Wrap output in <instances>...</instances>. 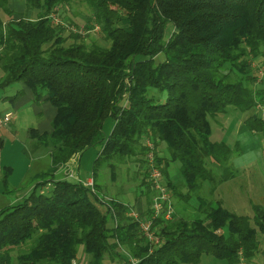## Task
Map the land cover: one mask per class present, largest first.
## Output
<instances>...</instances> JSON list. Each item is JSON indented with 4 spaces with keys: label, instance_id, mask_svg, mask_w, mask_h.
<instances>
[{
    "label": "trees",
    "instance_id": "obj_1",
    "mask_svg": "<svg viewBox=\"0 0 264 264\" xmlns=\"http://www.w3.org/2000/svg\"><path fill=\"white\" fill-rule=\"evenodd\" d=\"M73 1L25 0L15 17L10 0H0V87L20 81L34 102L56 109L51 131L29 130L34 148L49 153V170L0 207V264L14 257L17 264H198L204 254L250 264L264 239V183L254 188L259 201L248 193L250 214L225 205L221 193L237 189L238 171L232 147L213 139L212 119L251 111L245 127L264 135V77L258 80L255 65L264 56V0H80L91 13L86 27L98 24L104 45L86 42L82 29L65 35L53 21L58 6ZM146 139L168 190L194 216L180 209L171 219L153 216ZM160 143L165 157L157 154ZM93 146L101 147L93 187L56 177ZM126 158L144 168L135 188L146 197L143 208L100 193L98 166ZM172 162L183 181L172 179ZM150 219L158 242L141 227Z\"/></svg>",
    "mask_w": 264,
    "mask_h": 264
},
{
    "label": "rangeland",
    "instance_id": "obj_2",
    "mask_svg": "<svg viewBox=\"0 0 264 264\" xmlns=\"http://www.w3.org/2000/svg\"><path fill=\"white\" fill-rule=\"evenodd\" d=\"M56 11L58 13L55 12L52 14L53 21L55 16L58 15L60 19H58V23L65 29V35L74 33L75 29H82L83 31L78 34L88 43L95 41L96 43L104 45L108 41L105 37H102V32L98 24L94 23V29L86 27L88 17L91 13L88 5L84 2L75 0L72 4L61 3ZM90 25H92V23ZM69 40L71 41L73 39L69 38ZM263 60L264 56L255 60V65L258 69L257 73L259 74L258 80L264 77ZM259 65L261 67H259ZM1 75L0 73V77ZM21 88L23 87L20 81L14 82L4 88L0 87V112L13 111L14 115V119L8 125L0 129V136L5 137V144L7 145L3 156L4 164H11L14 167L13 174L7 176L8 179L10 176L11 181L8 180V183H3V181H1L2 179H0V184L9 189V192L5 194L0 193V203H3L0 204V207L5 205V202L9 203L10 201H14L16 197L20 198L19 193H23V191L30 189L34 182L37 181V176L35 175L49 170L51 164L49 153L42 151L43 148L36 150L34 148V142L29 137L28 132L29 128L38 127V122L48 114L43 111L37 113L35 111L34 113L31 107L22 108L20 110L17 109L15 107L16 102L12 101L8 95L15 93L17 89ZM3 95L4 98H2ZM227 113L221 117L212 119V127L214 130L212 137H215L214 134L220 133L218 135L225 139L232 147V163L238 171V176L232 181L233 186L237 187V189L235 188L230 191L226 190L224 193H221V196L224 197L225 205L232 211L250 214L252 212L251 205H249L246 199L248 193L250 192L256 200L260 199L262 196V193L257 194V190L255 189H257L256 182L264 183V135L252 132L245 127V118L251 111L240 113L237 110L231 109ZM112 123L113 121L111 119L107 120L104 127L105 132L108 133L110 131ZM157 147V154L161 157H165L164 146L160 143ZM100 149V146H93L86 149L82 157L79 155V157H72L73 159L71 158L72 160H69L70 164H68V162L65 170L63 169L57 172L56 177H70L69 174L71 172L81 178L88 177L91 174L90 172L93 169L95 159ZM113 166L114 167L102 163L98 166L97 172L99 180L104 184L100 193L105 199L118 197L119 200L121 199L128 203H134V206H136V202L138 198H140L142 199V206H145L146 197L135 191V188L140 185L144 175V168L141 167V163L134 158H126L120 161L114 160ZM179 168L180 164L178 162H172L168 166V171L172 179L177 182L183 181ZM4 172H6L5 169ZM89 177H91V175ZM164 180L165 182L167 181L165 177ZM177 185L179 189H182V185L179 183H177ZM241 188L243 190H241ZM250 188L252 189L250 190ZM169 192L170 195H172L171 198L174 201L176 212L180 209L179 212L185 216L195 215V211L192 208L186 206L182 200L177 201V196L174 195L170 189ZM242 199H244V201ZM126 259L128 260L129 258L126 257ZM114 263L116 264L117 262ZM13 264H17L15 257L13 259ZM128 264H134L132 259L128 260ZM198 264L230 263L213 254H204L201 262ZM239 264L248 263L245 260ZM250 264H264V239H262L260 250L256 252L254 260Z\"/></svg>",
    "mask_w": 264,
    "mask_h": 264
},
{
    "label": "built area",
    "instance_id": "obj_3",
    "mask_svg": "<svg viewBox=\"0 0 264 264\" xmlns=\"http://www.w3.org/2000/svg\"><path fill=\"white\" fill-rule=\"evenodd\" d=\"M54 22L58 23V18H54ZM13 111H8L4 114H0V129H2L4 126L8 125L10 121L13 118ZM145 143L152 148V151L149 153L150 158V173L148 180L151 182L152 188H154L157 193L152 201V208H153V216L156 217L157 215H163L165 219H171L173 218L174 212H175V206L173 204L171 195L169 193V190L167 188L166 182L164 180V175L161 170V168L157 165H155V154L153 151L154 145L153 143L148 139H146ZM67 166V165H66ZM70 177L81 181L83 184L93 187L94 180L91 177L87 179H83L79 176H77L75 173L71 172L69 174ZM132 216H134L136 219H139L140 212L136 209L132 210L130 212ZM141 227L144 230L145 235L152 240H155L158 242V238L155 236L154 231L152 229V221L150 220H141Z\"/></svg>",
    "mask_w": 264,
    "mask_h": 264
},
{
    "label": "crops",
    "instance_id": "obj_4",
    "mask_svg": "<svg viewBox=\"0 0 264 264\" xmlns=\"http://www.w3.org/2000/svg\"><path fill=\"white\" fill-rule=\"evenodd\" d=\"M9 7L11 8V9H13L14 10V13H15V17H18L20 14H22V13H24L25 12V0H10V2H9ZM28 15L30 16L31 15V12L29 11L28 12ZM22 87H23V89H24V91H25V94L24 95H22L18 100H16L15 102V107L17 108V109H22V108H28V107H31L32 109H33V112L35 113V111H36V113L37 112H41V111H43V112H45V113H47L48 115L45 117V118H43L42 120H40L39 122H38V127H36L39 131H41V132H43V131H51L52 130V126L50 125V122H51V120H52V118L54 117V115H55V113H56V109H55V107H53L50 103H49V101H46V100H40L38 103L37 102H34V100H33V94H32V92H31V90H29L26 86H25V84L24 83H22ZM3 98V97H2ZM31 104V105H30ZM42 107H44V108H42ZM6 112H8V111H5L4 113H6ZM3 112H0V114H4ZM14 119V116H13V118H12V120ZM11 120V121H12ZM10 121V122H11ZM31 128H29V130H30ZM29 132V131H28ZM218 134H220V133H217V134H214L215 135V137H213V139L214 140H217V141H220V140H222L223 138L220 136V135H218ZM5 135V134H4ZM5 141H6V139H5V137L4 136H0V179H2L1 181H3V183H8V180L9 181H11L10 180V176H11V174H13V172H14V167L11 165V164H4V153H5V148H6V144H5ZM80 156V155H79ZM78 155H75V157H79ZM74 158V157H73ZM72 158V159H73ZM71 159V160H72ZM76 159V158H75ZM6 163H9V162H6ZM68 164H70V162L68 163ZM67 164V165H68ZM79 165V164H78ZM8 168V169H7ZM65 168H66V166H63V167H61L60 168V170L58 171V172H60L61 170H65ZM4 169H5V171L6 172H4ZM7 169V170H6ZM8 172V173H7ZM6 173H7V175H6ZM8 175H10L9 176V179H8ZM90 176V175H89ZM89 176L88 177H86V178H83V179H87V178H89ZM15 184H18V183H15ZM5 185V184H4ZM7 189V187H4V186H2L1 184H0V193L1 194H5V193H7V192H9V190L7 191L6 190ZM20 195H19V197H21V195H22V193H19ZM19 198H15L14 199V201H10L9 203H12V202H15L16 200H18ZM141 200L142 199H140V198H138V201L136 202V207L137 208H143V206H142V202H141ZM6 204L8 203V202H5ZM0 204H3V203H0ZM5 204V205H6ZM179 204V203H178ZM2 206H4V205H2ZM104 264H115L112 260H110V259H106L105 260V262H104ZM117 264V263H116Z\"/></svg>",
    "mask_w": 264,
    "mask_h": 264
}]
</instances>
